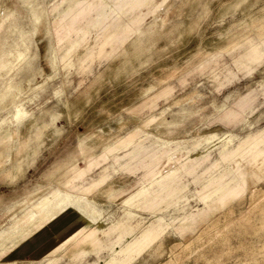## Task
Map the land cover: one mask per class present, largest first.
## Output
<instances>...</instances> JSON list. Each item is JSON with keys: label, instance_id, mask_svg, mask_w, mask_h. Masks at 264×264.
Listing matches in <instances>:
<instances>
[{"label": "rangeland", "instance_id": "374dc122", "mask_svg": "<svg viewBox=\"0 0 264 264\" xmlns=\"http://www.w3.org/2000/svg\"><path fill=\"white\" fill-rule=\"evenodd\" d=\"M75 1L0 0V47L13 22L29 41L0 70V91L18 82L0 108V264H264V0H91L104 24L60 39ZM65 192L95 211L68 236Z\"/></svg>", "mask_w": 264, "mask_h": 264}, {"label": "bare ground", "instance_id": "6f19581e", "mask_svg": "<svg viewBox=\"0 0 264 264\" xmlns=\"http://www.w3.org/2000/svg\"><path fill=\"white\" fill-rule=\"evenodd\" d=\"M143 1L144 0H123L121 2V4L123 5V4L128 3L131 5V7H136V6L141 5L143 3ZM29 2H30V0H29ZM107 5L108 4H105V2L94 3L91 0H76L73 4L68 5L67 8L59 15V20L57 23L58 28H59V31H58L59 35L62 33V35H60V39L64 35H67V33L69 31H72V30L79 32L81 34V36H84L85 25L90 23V21H92V24H97V23H103L104 24L105 20L107 19L108 15H109V9H110ZM14 11H15V9L14 10L9 9V12L7 13V17L10 15H13ZM32 11H33L35 18L39 19L41 16V12H38L35 7L32 8ZM14 16H15V14H14ZM4 19L0 20V25H2L1 23ZM8 24H10V23H8ZM10 25L12 26L13 30H17L18 37H20V38L18 40H14L10 44V46H8V47L7 46L4 47L6 42H1L2 46L0 47V70H2V69L5 70L4 73H7L10 69L15 68V66L18 65V63L21 61V59L23 57V54L25 53V50H27L29 47V41L27 40L28 36H26V34H25L26 29L23 26V23H21V22H15L14 23L13 22ZM71 47H72V44H71V46H69V48H71ZM51 62H52V60H51ZM68 63H70V61ZM24 65L27 66V64H24ZM25 67H23V68H25ZM27 67H29V65ZM27 67H26V69H27ZM21 69L18 68L17 70H21ZM18 75H17V77H18ZM17 87H18L17 81L9 80L7 83H5L4 87L0 91V108H1V102L5 99V97L8 96L9 94H11L13 92V90ZM0 89H1V87H0ZM13 105H14V103H13ZM23 110L24 109H22L18 106L17 107L15 106V112L13 110L14 116L17 119H19L22 116ZM8 133H9L8 130L1 129L2 135H7ZM229 134L231 136V133H229ZM207 137L210 138V136H207ZM261 137L262 136H259V135H249V136L245 137V139H243L242 141L239 142L238 148H241L244 143H246L250 140H253V138H255V140H258V139H261ZM227 138H229V137L227 136ZM207 140H209V139H207ZM260 152L264 153V151L262 149H260V150L256 151L255 156H257ZM78 199H80V198L78 197ZM78 199H77V196L68 194L66 192L62 194L61 203L64 204L66 209L62 210L61 214H59V216H58V219H61V220L65 219L66 225L70 226V230L67 233H65L64 236H68L69 234H71L73 232H78L79 227H82L84 224L90 223L94 217L92 215L95 212L94 208L91 206H87L85 204H82L81 202H79ZM163 231H164V228L161 227V225H153V224L149 225L142 230L140 235H138L137 237H135V238H133L127 242L126 249L130 248V247H136L137 246L136 251H137V253H139L140 251H142V249L145 247L146 244H148L151 240L158 238Z\"/></svg>", "mask_w": 264, "mask_h": 264}]
</instances>
